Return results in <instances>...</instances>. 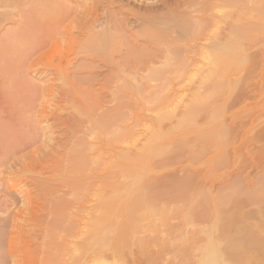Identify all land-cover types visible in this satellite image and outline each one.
I'll use <instances>...</instances> for the list:
<instances>
[{
  "label": "rangeland",
  "instance_id": "obj_1",
  "mask_svg": "<svg viewBox=\"0 0 264 264\" xmlns=\"http://www.w3.org/2000/svg\"><path fill=\"white\" fill-rule=\"evenodd\" d=\"M62 1L61 19L72 35L60 29L58 51L40 57L28 76L37 95L20 117L7 114L14 140L9 153L0 145V155L8 153L0 157V264H264V2L219 3L213 15L201 14V28H183L179 43L161 27L136 29L148 49L133 51L115 78L104 63L93 67L82 88L65 98L71 84L55 67L61 60L66 65L65 56L75 64L89 49L76 40L94 34L79 35L75 14L85 4L98 14L115 3L162 17L168 5ZM5 23L2 33L14 28ZM150 48L160 53L157 61ZM91 111L93 119L117 114L103 126L89 121ZM68 118L74 126L66 127ZM119 152L133 159H113ZM52 206L55 231L29 232L36 224L40 230ZM99 220L109 223L104 235L93 230ZM52 240L58 251L47 243Z\"/></svg>",
  "mask_w": 264,
  "mask_h": 264
},
{
  "label": "bare ground",
  "instance_id": "obj_2",
  "mask_svg": "<svg viewBox=\"0 0 264 264\" xmlns=\"http://www.w3.org/2000/svg\"><path fill=\"white\" fill-rule=\"evenodd\" d=\"M205 1H207V0H165L164 4H167L168 7H167V10L164 12L165 16H163V17L159 13H153V14L147 13L146 14L140 10H137L134 8H128V6L126 7V5L125 6L121 5V4L116 5L115 3H107V5L105 3V7H103L101 5L102 8H104V9H102V12H100V14H98L97 11H99V10H97L94 6H93L94 8L92 7V9L90 10V9H88L89 7L88 8L85 7L86 4L84 3L85 5L83 4L84 6L81 8V10L80 11L78 10L79 12L77 14H75V16H78L80 18V21L82 20L81 22H79V29H80L79 35L80 34L83 35V34H85L86 31H89V30H90V32L94 31V34L88 36V34H89V32H88L87 39L84 38L83 40H82V38L78 39L76 37V40L79 43H83V45H86V48H87V46H89V49L86 50V53H84L83 56L78 57L77 62H75V64L72 62V59H68L69 57L67 58L65 56V59H67L66 65H63L62 60H61L60 62L58 61L59 63L55 67L56 70H58V73L60 72L61 75H63V77H64L63 79L66 78L67 80L70 81V84H71L69 87L70 90H66V91L64 90L63 91L64 97L65 98L67 96L69 97V95L71 93L70 91H72L74 93L79 88L80 89L82 88L80 82L81 83L84 82V79H86L88 77V76L86 77V74H89V75L94 74V72H92V70H91V69H93V67H97V66L100 67V65L102 63H104V65L106 66V70H105L106 75L108 74V76L112 75L113 77L114 76L116 77L118 75L117 70L118 71L120 70V66H121L122 61H125L126 59L129 60L133 56V51L135 52V50L139 51L140 49L143 50V49H146L147 47H149V44H147V41L145 42L143 40V42H141V41H139V38L135 36L134 31L136 29L139 30L142 28H147V29L149 28L150 32H151L152 31L151 29H157L158 30L161 27L160 30H167V31L170 30L171 33H175L174 34L175 37H173L171 39V41H177V43H179L178 39L180 36V32L182 31L183 28L184 29L185 28L195 29V28L199 27L200 22H198L197 20H199L202 17L201 14L204 13L207 16H211L214 14V11H213L214 8H216V6L219 3H225V4L231 3V0H208V2L210 1L209 3H205ZM236 1L237 0H232V2H236ZM238 1L243 2V3H248V6L250 5V3L255 4V3H261L262 1L264 2V0H238ZM109 2H110V0H109ZM183 6L185 8L183 10H181V7H183ZM258 6H260V5H258ZM249 7H251V6H249ZM64 9H65V7H64L62 0H0V145L5 147L8 150V153H9V149H8L9 144L11 145L12 144L11 142H13L14 139H12L13 135H10L11 132L8 133L9 132V127H8L9 126V122H8L9 119H8L7 114L10 112L15 116V113H16V115L18 114L17 118L20 117L19 113L22 112V110H23L22 106L24 104L26 106L27 103H28L27 105L29 106L28 101H29V99H31L30 97L32 96L34 98V96L37 95L36 94L37 90H38L37 86L32 82V80L29 79L28 76L31 72L37 71V62H40V60H39L40 57H42L43 55H45L47 53H50V56L45 55V58H46V56H48L50 58L54 54V52H52V51L53 50L55 51V48H56V51H58L57 47L59 45V42L55 39H56V34L57 35L60 34V32H61L60 29L63 27V29L66 31L65 33L62 32V35L64 34L66 37L69 35H72L71 34V24L65 25V22H64L65 20L62 21L65 18H63L60 15V14H63V12L65 11ZM184 12H187V17L191 19V24L185 23L187 21V19L181 18V17H183V14H185ZM69 13H70V11H69ZM65 15H66V13H65ZM61 18H63V19H61ZM133 18L138 20V24L133 23V21H132ZM161 18H163V19H161ZM6 21L12 23L14 28H12V27L10 29L8 28L7 30H5V32L2 33V29H3L4 23ZM87 21H90L88 23H91V24H87L86 23ZM197 23H199V24H197ZM97 28L99 30H97ZM199 28H201V27H199ZM202 28H204V29L207 28V25L202 27ZM72 29H74V28L72 27ZM72 31H74V30H72ZM95 31H97V32H95ZM136 33H137V31H136ZM59 36H61V34ZM71 37L72 36H70L69 39H67V40H71L70 39ZM137 38H138V40H137ZM58 39H59V37H58ZM116 40H118L119 44H120L119 40L123 44H126L125 45L126 47L122 48V46H123V44H122L121 47H120V45L118 47L116 45V47L114 48V46H115L114 43ZM86 43H89V44L87 45ZM110 44L112 46L113 45L114 46L111 48ZM168 44H169V42H168ZM63 45H65V44L63 43ZM108 45L110 47H108ZM109 48H111V49H109ZM66 49H67V47H66ZM142 50H141V52H142ZM151 50L153 52V55H152L153 60L157 61V57L160 55V53L158 51H154L153 49L150 48L149 51L151 52ZM83 51H85V50H83ZM83 51H82V53H83ZM51 52H52V55H51ZM79 52H80V50H79ZM147 52H148V50H147ZM43 58L44 57L41 58L42 61H43ZM76 58H77V56H76ZM52 59L53 58H51V60ZM130 61H131V59H130ZM38 65H39V63H38ZM53 69H54V67H53ZM105 71H104V74H105ZM53 73H55V72H53ZM58 73H56V74H58ZM59 78H60V76H59ZM91 82H92V80H91ZM66 83H67V81H66ZM128 85H127V87H128ZM52 87H51V91H52ZM116 87H117V85H116ZM53 90H54V88H53ZM116 90H115V92H116ZM87 91H88V89H87ZM120 91H121V89H120ZM56 92H58V91H56ZM51 93H53V91ZM54 93H55V91H54ZM56 95L61 96L60 94H56ZM56 95H54V96H56ZM115 101H117V100H115ZM87 102H89V101H87ZM94 103H95V101H94ZM76 105H77V103H76ZM85 107H82V108L85 109ZM87 107H89V106H87ZM93 107H95V106L93 105ZM78 108L81 109L80 107H77L76 109H78ZM92 110H93V108H92ZM84 112H85V110H84ZM80 113H82V112H80ZM94 113L92 111L89 113L86 112L87 118L89 119V121H91V122L93 121V123H94V121L97 120L101 124L105 123V120H108V119L110 121H113V119L116 118V114H117V113H111V114L108 113V114H103V115L99 116V113H98V118L97 119L95 118L96 119L95 120V119H93V115H95ZM75 117H77V116H75ZM83 117H84V115H83ZM73 120H75V119H73ZM69 121H70L69 118H68V120H64L63 123H65L66 127H71V125L74 126L72 123H69ZM77 121L79 123H81L82 127H83L85 120L84 119L78 120V118H77ZM16 122H17V120H16ZM23 123H24V121H23ZM88 123L89 122L87 121V124ZM113 123H111V124H113ZM101 124H99V126H101ZM111 124H109L110 128L113 127V129H115L114 127H116L117 125L112 126ZM104 125L105 124H103V126ZM25 126L26 125L24 123V127ZM85 126H86V124H85ZM95 126H96V123H95ZM20 127H21V125H20ZM106 127H107V124H106ZM106 127H103V128H106ZM86 128H87V126H86ZM86 128H84V132H85ZM117 128H119V127H117ZM22 129H23V127H22ZM70 129L71 128H69V130ZM93 129H95V128L93 127ZM80 130H81V128H80ZM107 131H108V127H107ZM73 132L71 130V133H73ZM109 132L112 133L111 129ZM73 134H75V133H73ZM92 134H94V133L92 132ZM68 135H69V133H68ZM83 135H86V134H83ZM100 135H101V133H100ZM115 135L117 138L118 133L116 132ZM87 136H88V134H87ZM92 136L93 135H91V137ZM26 137H27V134H26ZM111 137H113L112 134H111ZM22 138H23V136H22ZM9 139H10V142H9ZM80 140L82 141V139H80ZM8 142H9V144H7ZM87 143H88V141H87ZM89 144L90 145H88V146H92L94 143H92L90 140ZM95 145H97V144H95ZM56 146H58V144H56ZM84 146H85V144L82 147H84ZM5 148H4V150H5ZM86 148H88V147H86ZM94 151H95V149H94ZM5 152L3 153V155H5ZM81 152H83V151H81ZM8 153L6 152V155ZM72 154H73V156H75L74 153H72ZM3 155H0V157ZM85 155H88V154L85 153ZM78 156H79V154H78ZM83 157H85V156H83ZM112 158L113 159H133V155H129L126 153L119 152V153L115 154ZM1 160L2 161H0L1 162L0 165L4 163L2 158H1ZM132 161L133 160H131V162ZM129 184H130V182L128 183V185ZM129 186H131V185H129ZM128 187H127V189H128ZM132 188H130V189H132ZM130 193H131V191H130ZM117 196L115 195L114 199H116L115 197H117ZM119 197L120 196H118V198ZM118 198H117V201H115V200L114 201L118 202ZM124 199H123V202H124ZM132 204H130L129 207L133 206ZM114 205L116 206V203ZM120 206H121V202H120ZM54 208H56V206ZM54 208L52 206L49 209V212H48L49 214L46 213L47 217H46V215L44 216V219L46 217V221L43 220L44 222H42L43 225L41 224L40 230H39V228L37 230H35V228H37V226L39 227V224L38 225L36 224L37 226L36 225H35L36 227L34 226V230L30 229V227H28L29 228V230H28V228L26 227V230L24 229L25 232L28 233L27 230L29 232L31 231L33 233L37 232L36 234H37V236H39L38 234H40L41 232H44V234H45V232H47V231H55L53 228L58 224L55 225L57 209H54ZM122 208H120V210ZM17 210L19 211V209H17ZM17 210H16V212L18 213ZM110 212L111 211H109L107 213H110ZM119 215H120V213H119ZM117 216H118V214H117ZM99 219H101V216ZM102 219H104L106 222L105 216ZM32 222H34V221H32ZM105 222L103 220H102V222H101V220H99L98 223L96 224V226H94L95 228H93V230H95L96 233H98V234L104 235L105 233L103 231H105L106 229H108V227H110L108 225L109 223L106 225H103V224H105ZM121 224H122L121 226L123 227V231H124V229H126L125 228L126 227L125 222H124V225H123V223H121ZM16 225H18V223H16ZM93 225H95V223ZM1 226H0V234H2L1 233V228H2ZM14 228H15V225H14L13 229ZM17 228H20V226L19 227L17 226ZM32 228H33V226H32ZM15 229H14V231H15ZM120 229H121V227H120ZM3 230H5V229H3ZM11 231H12V229H11ZM26 233H24V234L26 235ZM118 233L121 235L120 232H118ZM47 234H50V233H47ZM98 234L96 235V237H99ZM27 235H29V234H27ZM40 235H43V234H40ZM51 236H52V234H51ZM51 236L49 238H53ZM32 237L36 238V239L38 238L36 236L35 237L32 236ZM46 237L47 236L45 235V238ZM109 238H108V240H109ZM36 239H35V241H36ZM0 241L4 242V240H0ZM3 242H1V243H3ZM47 243L52 244L51 248L53 250H56V247L54 246V243L56 244L55 240H52L51 242L49 241ZM47 243H44V244H47ZM46 249L48 250V248H46ZM56 251H58V250H56ZM39 252H41V254L39 253V255H41V257H42L43 256L42 253H44V250L39 251ZM37 257H38V255H36L35 259ZM32 261L33 260H31L30 262H32ZM42 261H44V260L42 259ZM60 261H61V259H60ZM14 262H16V261H14ZM18 262H20V261L18 260L16 262V264H19ZM21 264H23V262H21Z\"/></svg>",
  "mask_w": 264,
  "mask_h": 264
}]
</instances>
